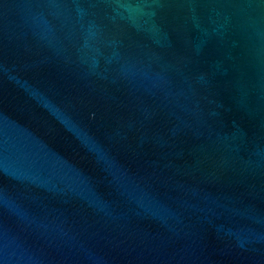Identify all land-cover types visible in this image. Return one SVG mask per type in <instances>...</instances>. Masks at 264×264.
I'll list each match as a JSON object with an SVG mask.
<instances>
[{"label":"water","instance_id":"obj_1","mask_svg":"<svg viewBox=\"0 0 264 264\" xmlns=\"http://www.w3.org/2000/svg\"><path fill=\"white\" fill-rule=\"evenodd\" d=\"M0 264H264V0H0Z\"/></svg>","mask_w":264,"mask_h":264}]
</instances>
